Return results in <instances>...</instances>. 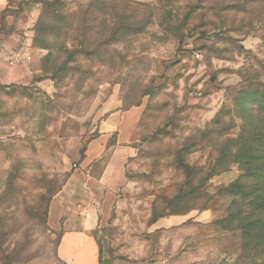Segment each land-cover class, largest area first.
Listing matches in <instances>:
<instances>
[{"label":"rangeland","instance_id":"obj_1","mask_svg":"<svg viewBox=\"0 0 264 264\" xmlns=\"http://www.w3.org/2000/svg\"><path fill=\"white\" fill-rule=\"evenodd\" d=\"M8 2L0 264H71L74 172L114 191L99 264H264V0Z\"/></svg>","mask_w":264,"mask_h":264},{"label":"crops","instance_id":"obj_2","mask_svg":"<svg viewBox=\"0 0 264 264\" xmlns=\"http://www.w3.org/2000/svg\"><path fill=\"white\" fill-rule=\"evenodd\" d=\"M8 0H0V22ZM110 169L106 172V175ZM104 179L88 178L81 172H74L58 192L49 207V223L61 232L59 253L71 264H99L100 255L95 239L90 235L103 224L107 212L105 203L114 191L105 192ZM78 183L83 189H76ZM108 196L107 201L105 202ZM106 197V198H105Z\"/></svg>","mask_w":264,"mask_h":264},{"label":"trees","instance_id":"obj_3","mask_svg":"<svg viewBox=\"0 0 264 264\" xmlns=\"http://www.w3.org/2000/svg\"><path fill=\"white\" fill-rule=\"evenodd\" d=\"M263 225H264V223H263ZM262 228H263L262 225H261V224H258V221L255 220V221L252 222L251 225H250V232H251L253 235L256 236Z\"/></svg>","mask_w":264,"mask_h":264}]
</instances>
